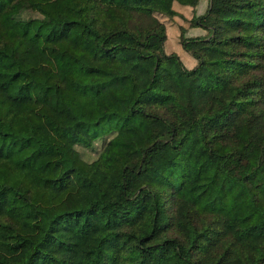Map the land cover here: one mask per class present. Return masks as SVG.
Wrapping results in <instances>:
<instances>
[{
    "label": "trees",
    "instance_id": "1",
    "mask_svg": "<svg viewBox=\"0 0 264 264\" xmlns=\"http://www.w3.org/2000/svg\"><path fill=\"white\" fill-rule=\"evenodd\" d=\"M207 1L0 0V264H264V0Z\"/></svg>",
    "mask_w": 264,
    "mask_h": 264
},
{
    "label": "rangeland",
    "instance_id": "2",
    "mask_svg": "<svg viewBox=\"0 0 264 264\" xmlns=\"http://www.w3.org/2000/svg\"><path fill=\"white\" fill-rule=\"evenodd\" d=\"M206 6H207V3L206 5H204V7H200V9L198 10L199 13H202L205 11L206 9ZM204 31V30H203ZM174 28L173 27H170L169 28V39L167 41V46H166V49H167V52L171 53L173 51H175L182 59L183 63L187 66V67H190V64H191V60H192V57L189 53H187L181 46H179L178 44L175 43V38H174ZM199 32H202L201 30H194L193 33L195 35H197ZM194 34H191L188 32V36H192ZM207 33L204 32V35H206ZM84 157L87 159V160H91L92 158L95 157V153L90 151V150H85L83 148H80Z\"/></svg>",
    "mask_w": 264,
    "mask_h": 264
},
{
    "label": "crops",
    "instance_id": "3",
    "mask_svg": "<svg viewBox=\"0 0 264 264\" xmlns=\"http://www.w3.org/2000/svg\"><path fill=\"white\" fill-rule=\"evenodd\" d=\"M206 3H207V6H208V1L207 0H201V2H200V4L198 5V7H197V11L200 9V7L202 8V7H204V5H206ZM207 6H206V9H207ZM206 9H205V11H206ZM204 11V12H205ZM204 12H202V13H199L198 12V14H203ZM194 30H201L202 32H199L197 35H204V32H206L204 29H202V28H192V29H190L189 30V33H191V34H194L193 33V31ZM204 30V31H203ZM195 35V34H194Z\"/></svg>",
    "mask_w": 264,
    "mask_h": 264
}]
</instances>
